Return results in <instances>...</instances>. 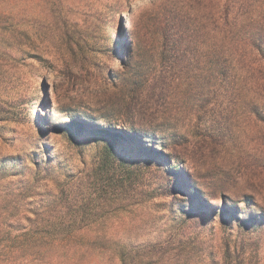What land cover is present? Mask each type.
I'll list each match as a JSON object with an SVG mask.
<instances>
[{"label": "rangeland", "instance_id": "obj_1", "mask_svg": "<svg viewBox=\"0 0 264 264\" xmlns=\"http://www.w3.org/2000/svg\"><path fill=\"white\" fill-rule=\"evenodd\" d=\"M141 1L0 0V264H264V93L215 68L264 0Z\"/></svg>", "mask_w": 264, "mask_h": 264}, {"label": "trees", "instance_id": "obj_2", "mask_svg": "<svg viewBox=\"0 0 264 264\" xmlns=\"http://www.w3.org/2000/svg\"><path fill=\"white\" fill-rule=\"evenodd\" d=\"M138 12L137 10L136 14ZM221 30L228 34L217 41L215 68H220L224 72H236L245 78L250 89L264 93V24L253 25L248 29L244 27L238 29L234 26L228 28V24L225 22ZM236 32L245 34L237 36L234 35ZM160 38L162 41L159 44L161 56L175 51V46L170 47L168 44L171 40L170 35L167 36L166 32H162ZM13 47L12 42L0 45V72L15 69L28 58L26 54L18 56L13 53ZM50 234V232H44L42 236L49 237ZM58 239L66 241V243L61 245L62 247H58L57 250H51L52 247L46 246L34 247L36 249L31 254L38 257L36 264H84L89 249L80 243L83 239L81 234L60 232ZM76 242L78 243L76 244ZM7 251V256L10 259L14 252L18 254L19 251L26 252L27 249L9 248ZM53 251H56V254H51ZM53 255L57 256L53 258ZM6 262L10 264V261Z\"/></svg>", "mask_w": 264, "mask_h": 264}, {"label": "bare ground", "instance_id": "obj_3", "mask_svg": "<svg viewBox=\"0 0 264 264\" xmlns=\"http://www.w3.org/2000/svg\"><path fill=\"white\" fill-rule=\"evenodd\" d=\"M143 3H144V0L141 1L139 7H142L143 6ZM139 7H135L134 12H133L134 14H136V12H137V10H138ZM48 82H50V81H48Z\"/></svg>", "mask_w": 264, "mask_h": 264}]
</instances>
